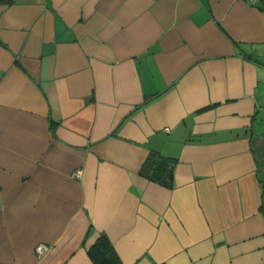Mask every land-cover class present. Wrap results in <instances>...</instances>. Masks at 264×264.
<instances>
[{"label":"crops","instance_id":"0c3cea01","mask_svg":"<svg viewBox=\"0 0 264 264\" xmlns=\"http://www.w3.org/2000/svg\"><path fill=\"white\" fill-rule=\"evenodd\" d=\"M261 5L0 0V264H264Z\"/></svg>","mask_w":264,"mask_h":264},{"label":"trees","instance_id":"16d2710c","mask_svg":"<svg viewBox=\"0 0 264 264\" xmlns=\"http://www.w3.org/2000/svg\"><path fill=\"white\" fill-rule=\"evenodd\" d=\"M260 7L264 10V5ZM175 165L174 157L165 156L156 150H149L139 169V174L166 188H172ZM88 253L94 264H122L109 238L104 233L99 235Z\"/></svg>","mask_w":264,"mask_h":264},{"label":"built area","instance_id":"2783aa9c","mask_svg":"<svg viewBox=\"0 0 264 264\" xmlns=\"http://www.w3.org/2000/svg\"><path fill=\"white\" fill-rule=\"evenodd\" d=\"M251 1H255V0H251ZM73 177H80L81 176V171L80 170H75L72 173ZM46 249V245L40 243L35 247V250L37 252L38 255L42 254Z\"/></svg>","mask_w":264,"mask_h":264}]
</instances>
